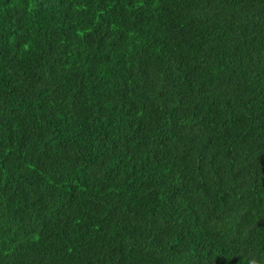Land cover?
<instances>
[{"label": "trees", "instance_id": "1", "mask_svg": "<svg viewBox=\"0 0 264 264\" xmlns=\"http://www.w3.org/2000/svg\"><path fill=\"white\" fill-rule=\"evenodd\" d=\"M0 264H264V0H0Z\"/></svg>", "mask_w": 264, "mask_h": 264}]
</instances>
